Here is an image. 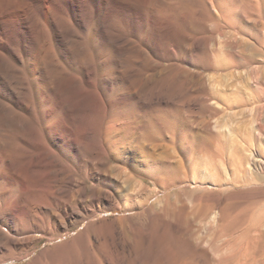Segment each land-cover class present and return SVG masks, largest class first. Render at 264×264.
Instances as JSON below:
<instances>
[{"label":"bare ground","instance_id":"obj_1","mask_svg":"<svg viewBox=\"0 0 264 264\" xmlns=\"http://www.w3.org/2000/svg\"><path fill=\"white\" fill-rule=\"evenodd\" d=\"M185 1L0 0V264L33 253L22 264H62L78 248L93 250L95 264L123 259L117 234L131 216L102 188L98 164L151 117L148 108L127 117L123 108L180 83L181 66L154 79L148 51L180 61L184 19L203 20L184 13ZM168 111L160 109L163 128ZM51 141L81 154L78 164L60 162ZM158 164L144 160V172ZM113 209L122 215H106ZM129 226L137 245L141 227ZM42 241L50 244L35 252Z\"/></svg>","mask_w":264,"mask_h":264},{"label":"rangeland","instance_id":"obj_2","mask_svg":"<svg viewBox=\"0 0 264 264\" xmlns=\"http://www.w3.org/2000/svg\"><path fill=\"white\" fill-rule=\"evenodd\" d=\"M217 3L184 2V13L203 24L184 19L177 64L148 51L158 67L154 79L180 66L184 74L172 91L153 89L141 94L138 108L121 112L148 108V121L159 125L153 121L148 129L147 118H137L142 122L135 127H142L130 128L118 150L100 157L102 188L112 190L142 232L137 245L129 222L117 234L124 257L115 264H264V0ZM163 107L169 110L164 128ZM51 143L69 167L82 158ZM146 159L160 163L153 174L144 172ZM106 215H122V209ZM48 244L42 241L35 252ZM78 249L62 264H95L93 250Z\"/></svg>","mask_w":264,"mask_h":264}]
</instances>
